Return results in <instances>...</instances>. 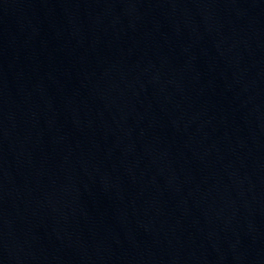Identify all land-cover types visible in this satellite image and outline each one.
<instances>
[{"label": "water", "instance_id": "1", "mask_svg": "<svg viewBox=\"0 0 264 264\" xmlns=\"http://www.w3.org/2000/svg\"><path fill=\"white\" fill-rule=\"evenodd\" d=\"M0 264H264V0H0Z\"/></svg>", "mask_w": 264, "mask_h": 264}]
</instances>
